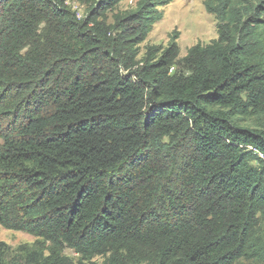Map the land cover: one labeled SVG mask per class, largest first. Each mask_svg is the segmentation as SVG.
<instances>
[{
  "label": "trees",
  "instance_id": "1",
  "mask_svg": "<svg viewBox=\"0 0 264 264\" xmlns=\"http://www.w3.org/2000/svg\"><path fill=\"white\" fill-rule=\"evenodd\" d=\"M67 1L0 0V225L38 239L23 264H264V0H204L216 38L181 57L173 34L140 51L170 0Z\"/></svg>",
  "mask_w": 264,
  "mask_h": 264
},
{
  "label": "rangeland",
  "instance_id": "2",
  "mask_svg": "<svg viewBox=\"0 0 264 264\" xmlns=\"http://www.w3.org/2000/svg\"><path fill=\"white\" fill-rule=\"evenodd\" d=\"M136 0H122L115 8V11L130 10ZM204 0H170L159 9L162 11V18L156 22L146 39L140 44L141 54L146 45L154 44L167 46L173 34L180 48V57L186 54L187 49L196 44H207L216 38V20L208 13L203 4ZM67 4L71 10L84 18L88 11V4L80 0H68ZM111 14L108 13L107 21H111ZM241 125L251 126L252 120L239 121ZM38 239L28 233L6 229L0 225V242L6 245L4 261L6 264H23V247L34 248ZM63 252L70 257L72 264H104L101 256L93 257L90 260L80 258L79 254L69 248Z\"/></svg>",
  "mask_w": 264,
  "mask_h": 264
},
{
  "label": "built area",
  "instance_id": "3",
  "mask_svg": "<svg viewBox=\"0 0 264 264\" xmlns=\"http://www.w3.org/2000/svg\"><path fill=\"white\" fill-rule=\"evenodd\" d=\"M76 16H77L78 18H80V15H79V14H76Z\"/></svg>",
  "mask_w": 264,
  "mask_h": 264
},
{
  "label": "bare ground",
  "instance_id": "4",
  "mask_svg": "<svg viewBox=\"0 0 264 264\" xmlns=\"http://www.w3.org/2000/svg\"><path fill=\"white\" fill-rule=\"evenodd\" d=\"M78 14V13H77Z\"/></svg>",
  "mask_w": 264,
  "mask_h": 264
}]
</instances>
